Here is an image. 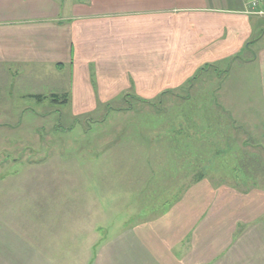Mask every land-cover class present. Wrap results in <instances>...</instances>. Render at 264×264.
Masks as SVG:
<instances>
[{
	"label": "crops",
	"instance_id": "1",
	"mask_svg": "<svg viewBox=\"0 0 264 264\" xmlns=\"http://www.w3.org/2000/svg\"><path fill=\"white\" fill-rule=\"evenodd\" d=\"M247 52L243 63L259 62L264 78V0H0V118L12 97L23 111L51 99L83 111L94 106L82 102L155 100L184 86L189 94L208 70ZM188 188L162 215L105 240L97 235L88 264H264V224H256L264 206L253 212L254 194L220 196L204 180ZM30 193L0 190V197H21L13 204L40 213L58 204ZM240 225L251 227L236 240ZM24 240L13 244L23 260L0 245V264L60 262L66 240L53 235L51 255L42 257Z\"/></svg>",
	"mask_w": 264,
	"mask_h": 264
},
{
	"label": "rangeland",
	"instance_id": "2",
	"mask_svg": "<svg viewBox=\"0 0 264 264\" xmlns=\"http://www.w3.org/2000/svg\"><path fill=\"white\" fill-rule=\"evenodd\" d=\"M239 57L208 70L189 94L184 86L155 100L82 102L94 106L83 111L61 98L23 111V100L10 98L0 118V190L23 189L37 202L58 204L40 213L35 205H14L21 197H0L12 205L0 208V245L23 260L20 244H13L28 239L42 257L51 255L54 235L66 240L58 264H88L97 235L105 240L162 215L201 180L220 196L254 194L253 212L262 208L263 70L259 62L243 63L250 52ZM49 191L57 197H43ZM256 221L264 224L263 212ZM249 226L237 227L233 237Z\"/></svg>",
	"mask_w": 264,
	"mask_h": 264
},
{
	"label": "trees",
	"instance_id": "3",
	"mask_svg": "<svg viewBox=\"0 0 264 264\" xmlns=\"http://www.w3.org/2000/svg\"><path fill=\"white\" fill-rule=\"evenodd\" d=\"M44 97H42V96H35V99H37V100H42ZM55 98V97H54ZM64 101V103H65V100H63ZM59 102H61V101H59Z\"/></svg>",
	"mask_w": 264,
	"mask_h": 264
}]
</instances>
